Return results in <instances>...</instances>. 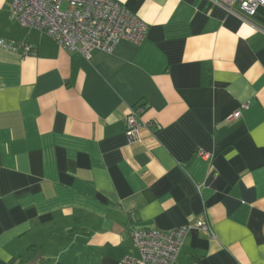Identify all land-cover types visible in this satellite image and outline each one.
Returning <instances> with one entry per match:
<instances>
[{
  "label": "crops",
  "instance_id": "obj_1",
  "mask_svg": "<svg viewBox=\"0 0 264 264\" xmlns=\"http://www.w3.org/2000/svg\"><path fill=\"white\" fill-rule=\"evenodd\" d=\"M113 1L146 36L86 59L0 0L33 50L0 49V264H117L130 229L197 221L174 264H264V35L211 0ZM135 108L159 130L128 144Z\"/></svg>",
  "mask_w": 264,
  "mask_h": 264
},
{
  "label": "built area",
  "instance_id": "obj_2",
  "mask_svg": "<svg viewBox=\"0 0 264 264\" xmlns=\"http://www.w3.org/2000/svg\"><path fill=\"white\" fill-rule=\"evenodd\" d=\"M228 14L252 24L264 35L253 18L264 0H211ZM12 18L23 28L37 29L51 37L68 53L88 59L93 51L111 53L122 40L136 45L143 42L147 26L137 16L113 0H12ZM0 49L32 54L29 45L0 40ZM244 109L246 106H242ZM142 108L130 109L125 117V136L128 144L140 143L142 132L159 130L154 122H142ZM235 111L225 117L231 122L240 117ZM197 156L207 160L209 154L198 150ZM192 228L210 233L204 221L170 231L148 227L133 228L130 240L139 257L125 254L117 264H174L185 237Z\"/></svg>",
  "mask_w": 264,
  "mask_h": 264
},
{
  "label": "trees",
  "instance_id": "obj_3",
  "mask_svg": "<svg viewBox=\"0 0 264 264\" xmlns=\"http://www.w3.org/2000/svg\"><path fill=\"white\" fill-rule=\"evenodd\" d=\"M33 247V246H32ZM28 249H31V247L30 248H28Z\"/></svg>",
  "mask_w": 264,
  "mask_h": 264
}]
</instances>
